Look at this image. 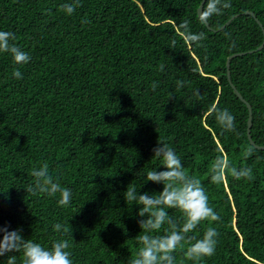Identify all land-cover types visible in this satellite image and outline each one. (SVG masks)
<instances>
[{
    "label": "trees",
    "instance_id": "obj_1",
    "mask_svg": "<svg viewBox=\"0 0 264 264\" xmlns=\"http://www.w3.org/2000/svg\"><path fill=\"white\" fill-rule=\"evenodd\" d=\"M63 2L0 0V30L13 32L31 57L18 65L0 53V225L22 229L45 247L68 239L73 264H127L141 229L139 206L123 192L162 189L144 180L159 164L152 149L163 140L201 180L221 216L192 233L202 235L208 226L219 232L215 254L200 264H264V149L248 139V108L226 71L229 54L261 44L263 30L245 11L264 27V0H230L231 7L208 20L217 29L238 13L220 31L201 22V0H80L71 16L59 11ZM185 20L193 33L206 35L199 46L184 38ZM16 69L22 79L12 76ZM230 73L252 106V138L264 145V46L232 58ZM214 106L232 113L235 133L217 124ZM250 146L253 155L245 160ZM224 154L232 166L250 167L254 178L228 174L212 183L209 167ZM43 163L71 189L68 206L58 205L59 194L26 193L31 169ZM168 212L179 219L178 210ZM56 222L71 229L56 233ZM8 255L19 264L21 253L0 256V264ZM174 255L177 264H193L179 249Z\"/></svg>",
    "mask_w": 264,
    "mask_h": 264
},
{
    "label": "clouds",
    "instance_id": "obj_2",
    "mask_svg": "<svg viewBox=\"0 0 264 264\" xmlns=\"http://www.w3.org/2000/svg\"><path fill=\"white\" fill-rule=\"evenodd\" d=\"M80 0H65L59 4L61 12L71 16L80 7ZM231 7L230 0H204L199 17L201 22H206L214 15H221L224 9ZM182 33L189 43L200 45L207 39L203 32L193 33L189 21L182 23ZM16 36L11 31L0 30V53H7L15 64H27L30 54L15 43ZM172 41L171 47H175ZM164 70V65L159 66ZM19 69L13 71L12 76L22 79ZM178 87L183 86L182 81H177ZM157 83H152L155 90ZM196 95H199L198 89ZM217 124L226 132H236L235 117L227 108L214 106L210 110ZM254 148L248 147L243 152L246 160L253 155ZM153 157L159 164L147 171L144 181L162 184V189L156 195L148 192H138L136 186L126 188L123 192L125 201L138 205L137 221L141 231L137 236L139 247L135 255L127 259V264H177L175 252L182 251L186 260L193 264H200L204 257L215 254L219 232L215 227L208 226L203 229L202 235H193L201 222L221 221V216L210 206L208 193L201 180L189 174L176 150L169 143L158 140L152 149ZM32 182L25 188L26 193L32 196L47 195L56 197L60 206L71 203L72 192L67 187H62L59 178L54 177L47 163L31 169ZM212 183L219 184L228 174L235 180H252L253 172L248 166H232L228 156L217 155L212 161L209 170ZM83 206V205H82ZM81 206V207H82ZM168 209H176L180 213L179 219L169 215ZM79 211V210H78ZM75 211L74 213L78 212ZM69 225V224H68ZM167 225V227H165ZM52 229L61 235L69 232V227L60 222L52 224ZM22 229L10 230L8 225H0V256L8 253H21L19 264H73L70 241L68 239H54L45 247L21 234ZM7 264H17L15 255H8Z\"/></svg>",
    "mask_w": 264,
    "mask_h": 264
},
{
    "label": "water",
    "instance_id": "obj_3",
    "mask_svg": "<svg viewBox=\"0 0 264 264\" xmlns=\"http://www.w3.org/2000/svg\"><path fill=\"white\" fill-rule=\"evenodd\" d=\"M204 0H201L198 8H197V14H199V11L201 10V7H202V4H203ZM245 13H248V14H251L252 16H254V18L256 19V21L258 22V24L261 26L262 30H263V40L261 42V44L256 48V49H250V50H247V51H239V52H234V53H231L227 56L226 58V71H227V78L232 86V88L234 89L236 95L246 104L247 108H248V125H247V135H248V139L250 141V143L252 145H254L256 148H259V149H264V145H260V144H257L254 142L253 138H252V135H251V126H252V106L251 104L242 96V94L238 91V89L235 87V85L232 83V80H231V73H230V62L232 60V58L238 56V55H243L245 53H250V52H253L254 50H259L261 48H263L264 46V27H263V24L262 22L256 17V15L253 13V11L251 10H247L245 11ZM199 16V15H198ZM238 16V13L232 15L231 17H229L226 22L224 24H222L220 27H218L217 29H214L212 27L209 26V22L206 21L205 24L211 29V30H216V31H220L222 29H224L235 17Z\"/></svg>",
    "mask_w": 264,
    "mask_h": 264
}]
</instances>
